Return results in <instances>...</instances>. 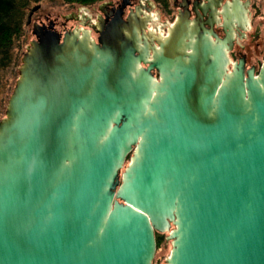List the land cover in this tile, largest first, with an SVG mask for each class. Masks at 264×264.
<instances>
[{
	"label": "water",
	"instance_id": "1",
	"mask_svg": "<svg viewBox=\"0 0 264 264\" xmlns=\"http://www.w3.org/2000/svg\"><path fill=\"white\" fill-rule=\"evenodd\" d=\"M249 4L224 38L34 27L0 120V264H153L169 231L166 264H264V61L229 56Z\"/></svg>",
	"mask_w": 264,
	"mask_h": 264
},
{
	"label": "flooded vegetation",
	"instance_id": "2",
	"mask_svg": "<svg viewBox=\"0 0 264 264\" xmlns=\"http://www.w3.org/2000/svg\"><path fill=\"white\" fill-rule=\"evenodd\" d=\"M153 1L158 5L161 13H165L167 21L171 20V26L179 22L180 18L182 17L189 20L192 26L198 27L201 32H203L204 29H206L207 31H210L212 29L220 38H224L226 35L224 28V17L222 16L221 12L223 11L224 6L229 0ZM95 5H97L98 13H96L95 15V20L92 22V24H90V27L92 29L90 33L92 40L99 45H102L100 44L99 40L105 39L103 35L108 34V32L113 29H121L122 27L129 25L130 19L135 21V25L138 27V34L143 43L144 41L148 43L153 41L154 44H156L157 38L162 39L169 34H161L159 32L160 28L165 27L166 25H164V20L161 21V17L156 18V15H154V13L150 14V9L154 6L152 0H100L99 4ZM254 5L255 3H252V0H250V4L248 7L249 11L250 8H254ZM217 12L220 13L218 14V17L214 14ZM84 15L86 16L87 13H84ZM31 21L32 20H30V22ZM33 27H36V29L41 32H46L47 30L54 29L60 35H64L67 32L73 31V29L67 27L66 21L60 23V26L57 27V22L51 20L49 16H45V19L38 18L37 21L35 20ZM250 27L251 19L249 25H247L246 30H243L242 25H237V27L235 28L236 40L233 50L229 53L232 65L234 64V62L238 61L241 58H245L246 63L248 62L246 53L242 50L237 52L235 49L238 39L242 38L250 29ZM169 28H167L168 32ZM253 66L256 68V65L254 64H252L250 67ZM250 67H248L247 65V68ZM259 71L260 68L259 70H257L256 68V73H259ZM153 73L155 78L158 80L160 77L159 73L156 71H154Z\"/></svg>",
	"mask_w": 264,
	"mask_h": 264
},
{
	"label": "rangeland",
	"instance_id": "3",
	"mask_svg": "<svg viewBox=\"0 0 264 264\" xmlns=\"http://www.w3.org/2000/svg\"><path fill=\"white\" fill-rule=\"evenodd\" d=\"M99 1L95 4H99ZM152 3L154 6L150 9V14L154 13L156 18L161 17V21H165L164 25L166 26L161 27L159 32L166 34L168 33L167 28L171 26L172 22L171 20L167 21L165 13H161L153 0ZM252 3L255 5L254 8H250L249 13L251 27L242 38L238 39L235 50L245 52L248 67L254 64L259 70L264 61V0H252ZM95 4L84 6L67 0H40L27 5L23 15V34L14 42L10 57L6 61L7 65L0 69V120L5 117L8 101L19 77L23 55L31 41L36 39L33 33L35 20L37 21L38 18L45 19V16H49L51 20L57 22V27L66 21L67 27L70 29H86L91 32L90 24L95 20V15L98 13ZM84 13H87L88 16H85ZM30 20L32 21L30 22ZM130 159L129 156L122 171L128 166ZM167 236L168 233L157 234L158 245L153 264H166L172 249L171 241L167 240Z\"/></svg>",
	"mask_w": 264,
	"mask_h": 264
},
{
	"label": "trees",
	"instance_id": "4",
	"mask_svg": "<svg viewBox=\"0 0 264 264\" xmlns=\"http://www.w3.org/2000/svg\"><path fill=\"white\" fill-rule=\"evenodd\" d=\"M38 1L40 0H0V69L7 65L6 61L10 57L14 42L23 34L24 9L31 2ZM67 1L86 6L93 5L99 0Z\"/></svg>",
	"mask_w": 264,
	"mask_h": 264
},
{
	"label": "bare ground",
	"instance_id": "5",
	"mask_svg": "<svg viewBox=\"0 0 264 264\" xmlns=\"http://www.w3.org/2000/svg\"><path fill=\"white\" fill-rule=\"evenodd\" d=\"M171 28V27H170ZM170 28H169V31H170ZM169 33V32H168ZM165 38H167V36L166 37H164L163 39H165Z\"/></svg>",
	"mask_w": 264,
	"mask_h": 264
}]
</instances>
